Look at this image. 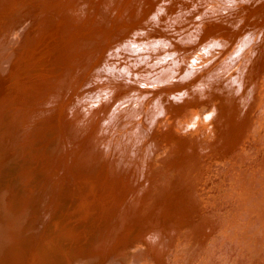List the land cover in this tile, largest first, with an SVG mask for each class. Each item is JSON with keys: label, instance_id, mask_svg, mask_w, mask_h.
Instances as JSON below:
<instances>
[{"label": "rangeland", "instance_id": "374dc122", "mask_svg": "<svg viewBox=\"0 0 264 264\" xmlns=\"http://www.w3.org/2000/svg\"><path fill=\"white\" fill-rule=\"evenodd\" d=\"M18 1L0 0V9H2L0 11L10 12L13 8L15 9ZM35 1L37 0H29L24 7L34 4ZM39 1L43 2L42 6L45 8H50L57 0H51L50 3L45 0ZM215 1L220 6L213 3ZM138 2L139 0H100L101 7H98L97 11L100 9L106 20H109L112 14L122 12L120 16L116 15L119 17L118 21L125 18L126 21L135 22L138 20L137 12L131 13L133 18H130L128 11ZM24 7L23 9H26ZM86 7L88 15L90 17L94 15L95 18L97 11L89 2L79 3L78 8L86 10ZM206 8L212 11L205 12ZM55 11L51 10L53 17ZM20 14L18 12V16L14 18H18ZM63 16L66 19L62 30L64 35L58 34L57 37L54 32L51 34L48 32L45 36L34 40V36L32 38L25 36L27 32L25 29L11 31L12 22L7 23L4 28L1 25L0 90L2 89L5 93L3 97L8 95L6 92L10 95L6 97L8 101L2 96L0 98V200L7 206L11 203V198H15L20 209L10 219L17 223L20 215L22 220L15 226L9 219L6 220L8 214L0 207V264L7 262L1 259L2 249L5 248L9 254L11 246L16 243L17 247L19 241H22L21 244L26 251H30L35 242H43L36 246L37 251L40 250L43 256L49 257L47 264H88L81 260L80 255L77 257L72 255L81 247L84 248L87 245L86 239L89 238L87 231L82 230L80 226L78 230L75 229V226L79 224L78 215H73L71 219L60 218L62 220L60 227L52 225L50 218L46 221L40 219L39 223L33 225L36 227L38 236L36 238L39 240L36 241L23 232L27 222L24 214L43 206V197L47 199V202L51 199L56 200L54 191L60 187L58 186L60 181H63V178L58 176V172L65 175L71 171L70 169L75 170L74 176L70 174L69 179L74 186L81 187L83 183L76 179L79 175L87 171H104L102 167L100 170L96 168L93 171L91 165L109 154L108 149L102 152L105 148H115L123 144V147L129 146L127 142L121 144L119 140L123 136L124 129H126L125 135L135 130L141 132L134 150L141 161H145V156L149 155L151 162H154L153 165L144 167L147 170L146 176L142 173H134L137 178L133 179V169L131 170L128 165L132 159L128 158L125 163L126 170L122 173L131 178V181L138 182L137 185L141 189L146 186L147 193L144 192V194L148 195V199L147 204H143L145 208L137 204V212L129 223L123 220L114 221L111 218L108 225L102 226L105 241L101 244H106V247L111 250L105 252L106 255L99 253L102 260L98 264H109L112 258L119 259L116 255L113 257V252H117L118 249L145 248L143 240H146L145 243L149 245L153 243L150 253L153 250L156 252L159 244L161 248L167 247L166 238L160 235V229L164 224L175 228L177 232V240L168 252L166 264H195L196 260L202 257L203 248L212 236L229 235L236 231L233 228L235 226L242 229L235 233V237L237 233L244 234L243 231L251 229H260L259 233L263 235L264 0H194L192 2L181 0V7L171 15L168 13L163 19L167 25H158L161 29L154 25L153 21L157 19L150 20L152 15L142 18L136 25L139 33L133 34L135 38L144 39V42L162 43L159 45L161 52L155 59L157 62L152 63L145 61L147 53H144V49L133 50L134 54L130 53L128 50L132 52L133 47L130 41H127L129 44H125L128 52L115 47L114 43L118 42H115L116 39L113 37L121 35L119 28L122 27L120 26L122 21L117 23L119 25L115 31H112L104 40L105 36L100 34L103 26L100 21L76 20L70 16L68 10L63 12ZM37 32L43 34L46 31L42 32L38 29ZM170 35L176 37L177 41H170ZM247 38H250L251 52L252 50L258 52L257 74L247 69L246 65L235 63L232 65L229 63V65L226 60L228 55L223 51L226 47L227 50L228 47L232 48L238 41L243 44ZM224 42H228L229 46L222 47ZM100 43L101 47L98 46ZM32 48L36 50L35 53ZM59 50H61L60 53ZM110 50L121 58L118 59V56L114 57L115 55L107 56ZM55 55H60L65 62L70 60L68 66L70 70L65 71L62 79L57 76L60 65L57 64L53 71L45 70L48 66L53 67L54 59L51 58ZM109 57H111L110 61ZM130 57L134 59L133 61L130 59L132 63L129 60ZM136 57L139 60L135 59ZM124 61L129 63L128 66L124 65ZM139 61H142L141 64L148 65V68L151 66L154 80H142V76L140 79L137 78L136 68L133 70L132 68H134L133 64ZM246 61H249V57ZM119 62L123 65H118ZM173 62L180 65L178 71ZM126 66L133 72H129L127 68L129 73L127 70L125 73ZM167 66L173 67V71L169 73V79L166 72L162 73ZM102 69L107 70L106 74ZM99 71L104 72L102 78L105 81L103 79L100 81L99 76H97L98 79L95 78ZM29 72L33 73L29 81L36 82L38 72L46 75L50 82L49 88H53L52 93L60 95L57 101L54 99L55 96L47 95L43 97L45 103L41 104V106L52 107L56 115L52 117L54 121L52 126L46 127L45 122H39L36 125L32 123L35 120L33 118L38 114L33 113L32 109L29 110V107L37 105L30 103L31 96L26 95L25 92L36 91L27 81L16 82L20 74L25 73L27 76ZM243 72L245 73L242 81L241 78L236 80V74L242 75ZM113 75L117 76L113 77ZM144 79L148 78L145 76ZM235 80L239 84L235 91L228 95L226 84H233L232 81ZM188 86L192 87L185 93L186 96L183 93L184 90H178L180 87L186 89ZM101 89L102 93H100ZM13 98L17 99L19 104L12 108L15 102L9 104V101ZM235 100L236 102L233 103ZM90 101L94 102L89 104ZM229 102L231 104H228ZM87 105H91L94 110L102 106L103 109L94 112L93 116L100 117V114L108 115L109 112L111 116L113 115L111 112L114 111L118 116L111 121L113 119L108 115L107 124L109 122L111 129L106 131L103 137L101 136L103 139H99L100 142L99 140L97 144L95 142L97 150L74 155L71 153L75 157V162H82L88 158L93 160L89 162V167L76 169L77 166L62 165L57 158L60 152L55 151L59 147L55 121L57 119L60 121L57 131L61 130L59 127L63 128L64 140L69 139L67 135L71 132L72 135L81 133L76 139L72 138L73 144L84 143L83 138L89 142L91 139L86 138L84 132L89 119L83 120L82 115L78 116L79 119L73 118L80 115L76 112V108L84 111ZM124 105L131 108L119 111ZM212 105L217 109L220 108L221 113L217 112L215 116L206 118L208 109ZM12 118L15 122L5 128ZM154 121L156 126H153ZM82 125L85 127L82 128ZM101 142L106 145L103 146ZM168 163L177 165L170 169L164 166L168 167ZM182 170L185 171L181 172ZM165 186L170 189L168 192L176 191L175 194L170 193L173 207L171 210L170 206L167 207L168 211L160 206L155 208L152 201L155 193L168 197L166 195L169 193L163 190ZM21 202L24 205H21ZM181 208L187 209L189 213L183 216L181 221H176V216H180L176 211ZM89 218H92V222L93 218L97 217L94 215ZM183 219L189 222L188 226L183 225ZM74 223L76 225L73 229L65 233L66 227ZM112 223L116 225L115 229ZM199 223L203 224L204 230L201 233L200 229L195 228ZM254 224L257 226L253 227ZM92 229L93 227L89 228V230ZM119 229V236L115 239ZM155 231L159 233V236L153 234ZM246 235L244 234V238ZM195 238L197 240H194ZM224 244L226 242L221 245ZM135 246L138 247L134 248ZM219 250L223 258L225 254L221 251L225 250ZM153 256L156 255H152L151 260ZM217 257L215 254L216 259L219 258ZM226 257L228 256L224 259ZM42 258L38 257L37 262L32 264H45L46 261Z\"/></svg>", "mask_w": 264, "mask_h": 264}, {"label": "bare ground", "instance_id": "6f19581e", "mask_svg": "<svg viewBox=\"0 0 264 264\" xmlns=\"http://www.w3.org/2000/svg\"><path fill=\"white\" fill-rule=\"evenodd\" d=\"M50 1L51 0H45V2H47V3H50ZM84 1L89 2V4L92 5V7H94L95 11H97L98 7H101L100 0H89V1L88 0H57L53 5L50 6V8L49 7L45 8L44 6H42L43 2H40L39 0L35 1V3L32 5H28L27 7H24V6H26V3L29 2V0H19L18 4H16V6H15V9L13 8L10 12L0 11V29H1V25H2V28H4L7 23L12 22L13 25L11 27V31H13V30L14 31H16V30L22 31L23 29H25V30H27V32L25 33V36L26 37L29 36L30 38H32L34 36V40L39 39L40 36H42V37L45 36L48 32H50V34L52 32H54L56 37L58 34H59V36H63L64 35L62 32L63 25L66 22L65 21L66 19L63 16V12L68 10L70 12V16H72L76 20H80V19L89 20V19H91L94 21L98 20V21H100V23H103L102 24L103 26L101 27L100 34H103L102 36H105L104 37V40H105L106 38L109 37V35L112 31H115L116 27L119 25L117 23L122 21L123 23L120 24V26H122V27L119 28V34H121V35H119V37H116V36L113 37L114 39H116V41L115 40H113V41L118 42V43H114V44H116L115 47H118V49L120 48L124 51H127L128 48L125 46V44H127L130 41V43H132L131 46H133L132 52L130 50H128V51L130 53L134 54L133 50L136 51L138 49H140V50L144 49L143 50L144 53H147V55L145 54V57H146L145 61H147V63H149V61H151L150 63H152V62H157L155 59H156V57L159 56V53L161 52V48L159 47V45L162 43L158 44V43H153L150 41L144 42V39L135 38V36L133 34L139 33L138 26H136V25L138 24L139 21H141L142 18H147L150 15H152V16H150L151 17L150 20L157 19V20L153 21V22H155L154 25H156V26L167 25V23L163 21L165 16L168 13H170V15H171L172 12L176 11V9L181 7V0H139L138 4L134 5L133 9L130 8L128 11L129 12L128 15L130 18H133V17H131V13L137 12L136 16H138V20L135 22H132L131 20L126 21L125 18H121L118 21L119 17H116V15L120 16L122 14V12H120L116 15L112 14V16L109 17V20H106L104 14L102 13V11H100V9L97 11V15L95 18H94V15L90 17L87 13V11H88L87 7H86V10H83L82 8H78L79 3H82ZM189 1L192 2L194 0H189ZM213 3L220 6V4L217 1H215ZM23 7L26 9H23ZM52 9L56 10L54 12V17L51 15ZM0 10H2V9H0ZM204 11L206 12V11H212V10L206 8ZM18 12L21 13L20 16L18 18H14V17L18 16ZM29 14H30V16H29ZM150 20L148 18L149 22H150ZM98 21H96V22H98ZM161 26H158L156 28L161 29ZM38 29L42 30V32L43 31H46V32H44L43 34L42 33L39 34V32H37ZM31 32H33V34ZM92 33H93V31H92ZM176 39H177L176 37L171 36V35L169 37V40L172 42L177 41ZM249 40H250V38H247L243 42V44L239 41L238 42L235 41L236 43H234L232 48L228 47L229 51L227 50V47L225 49H223V51L225 52V54L228 55L226 58V60L228 61V64L230 63L232 65L235 63V64H241L242 66L246 65L247 69H249L251 72L254 71L257 74V72H258L257 66L258 65L256 63V59H257L258 52H256V50H254V51L252 50V52H251L252 46H251V43L249 42ZM222 44H224L222 47H224L225 45L229 46L228 42H224ZM100 45H101V43L98 46L101 47ZM56 47H58L57 42H56ZM32 49L34 50V53H35L36 50L34 48H32ZM60 52H61V50H59V53ZM113 53L110 50V51H108L107 56L115 55L114 57L118 56V59L121 58V57H119L120 55L115 54V53L113 54ZM120 53H122V52L120 51ZM136 53H138V52H136ZM251 56H253V58H251ZM248 57H249V61H246V59ZM110 58L111 57H109V61H110ZM137 58L138 57H136L135 59H137ZM51 59H54V61H52V62H54L53 67L51 68L50 66H48L46 69L45 68L44 69L46 71H49V70L53 71L54 67L57 66V64L60 65V72L57 74V76L62 79V77L65 75V71L70 70V68H68V66L70 64V62H69L70 60H67L65 62L64 59L60 55L59 56L55 55V57H52ZM130 59L132 60L133 58L130 57L129 60ZM131 60H130V62L132 63V61L134 59L132 61ZM137 60H139V59H137ZM141 60H143V59H141ZM242 60L244 62H242ZM63 61H64V64H63ZM114 61H116V60H114ZM126 61L129 62L128 60H126ZM127 62H125L124 65L128 66L129 63L127 64ZM140 62H142V61H139V63H136L137 65L133 64L134 68H132V70L136 68L135 72L137 74V78L140 79V76H142V80H147V81L154 80V78L152 76L153 73L151 72V66L148 68L147 67L148 65H146L147 64L146 62H145L146 64H143V63L141 64ZM121 64L122 63H120L118 65H121ZM138 64H140V65H138ZM173 64H175V62H173ZM108 65H110L109 62H108ZM108 65H107V67H108ZM149 65H151V64H149ZM127 66L125 69V73H126V70H127V73L132 71ZM179 66L180 65H177V63L175 64V69L177 71L179 70L178 69ZM130 67H131V65H130ZM110 68H108V69H110ZM127 68L129 69V72H128ZM237 68H239V67H237ZM106 69H105V71H107ZM102 70L104 71V69H102ZM121 70H123V69H121ZM172 71H173V67L167 66L162 71V73L166 72L167 79H169V73ZM104 72L99 71L98 74L95 76V78H97V76H99V77H101L100 81H102V79H103L102 77L104 76L103 75ZM40 73L41 72L36 73V74H38L36 76L37 78H35L36 82L34 80L29 81L30 76L33 74L32 72H29V74L27 76L25 75V73L20 74L19 75L20 78H17L16 82L22 83L23 81L24 82L27 81L28 84H30V86L33 88V90L36 91V92H33V91L32 92H25L26 95L31 96L30 98L32 99V101L30 103H34L37 105L35 107H33V106L29 107V110L32 109L33 113L38 114V115H36V117L38 116V118L36 119V117H34L33 119H35V120L32 123L34 125H36V123L45 122V125L47 127L49 125L52 126L54 124L52 117L56 116V115H55L54 111H52V107L49 108L46 105L41 106V104L45 103V100L43 97H45L47 95H49V97H51V95H53V96H55L54 97L55 101H57L56 99L58 97H60V95L57 93H52L54 91H53V88H49L50 82L48 81V78L46 77V75H42ZM162 73H161V75H162ZM244 73L245 72H243L242 75L237 73L236 74V80H239L241 78V81H242V77H243ZM105 74H106V72H105ZM108 75H110V74H108ZM111 75H112V73H111ZM115 76H117V75H113V77H115ZM129 76H131V75L129 74ZM145 76L148 79H144ZM38 77H40V78H38ZM123 77H125V76H123ZM61 79H60V81H61ZM236 80L232 81V82H234L233 84L232 83L226 84V85H228L227 86L228 95H230V93L235 91L237 84H239ZM43 82H45V84ZM191 87L188 86V88H186V89H184V87H180L178 90H184L183 93L185 94L191 90ZM102 91L103 90L101 89L100 93H102ZM3 94H5V93L2 90L0 93V98ZM6 94H8V95H6V97L10 95L7 92H6ZM36 94H38L39 99H37L38 96H36ZM186 95L187 94H185V96ZM6 97L2 96L3 99L5 98V100L8 101L6 99ZM134 97H135V99H137L136 96H134ZM20 99H21V96H20ZM12 102H15L14 104H12V106H11L12 108L19 104V101L17 99H14V98L9 101V104ZM91 102H94V101H90L89 104H91ZM235 102H236V100L233 103H235ZM183 104H185V103H183ZM228 104H231V102H229ZM130 108H131L130 106L124 105V107L120 108L119 111H124L127 109L129 110ZM100 109H103L102 106L98 110H100ZM98 110H94V108L91 105H87L86 110H84V111L82 109L76 108V112L80 115H76L73 118L79 119L78 116L82 115V117L84 118L83 120L87 121L89 119V121H87V123H86V129L84 130V132L86 133L85 137L88 139H91V140H92V138L94 139V140H92V141L90 140L88 142L85 138H83L84 143H81L80 145L78 142L73 144L74 140L72 138L76 139L79 135H81V133H78L76 135H72V133L70 132V134L67 135V138L69 137V139L67 140L68 143L66 144L67 141L64 140V137H63V135L65 134V132L63 131V128L59 127L61 130L57 131V128H58V125L60 124V121H59V119H57L55 121L56 135L58 134L57 136L59 137V145H58L59 147L55 151H56V153L60 152V154L57 155V158L60 162H62L61 163L62 165H65V164L71 165V167L77 166L76 169L87 168L90 166L89 162L93 161L90 158H88L87 160H84L82 162H75V157L72 155L79 154V153H85L88 151L92 152L94 149L97 150V148L95 147L96 146L95 142L97 144L99 139H103L102 137L106 133V131L107 132L110 131L111 125L109 124V122L107 124V121H109V119L107 120V117L110 116V112L108 114L109 116L107 114H100V117H104L107 115L106 117L101 119L100 117H96L97 115L93 116L94 112H97ZM217 112L221 113L220 108L217 109L212 105L210 107V109H208V114L206 115V118H208L209 116H215ZM111 113H113V115H111L112 117L110 116V118H112L113 120H111V119L110 120L114 121L116 119V117L118 116L117 112L114 111ZM16 115H15V117H16ZM15 117H13V118H15ZM90 117L93 119L91 120ZM13 118L7 123L5 128H8L11 125V123L15 122V120H13ZM94 119H96V120H94ZM153 126H156L155 121L153 123ZM83 127H85V126L82 125V128ZM36 128H37V126H36ZM125 130L126 129H124L122 131L123 136L119 140H121L120 141L121 144L124 142H127V144H129L130 147L127 144H126L127 147H125V146L123 147V145H124L123 144L119 147L117 146L115 148H110V149L105 148L104 150H102V152H103V151L108 149L109 154H107L106 156H103L104 158L102 157L101 159H98V161L95 164L91 165V168L93 171H95L96 168H98L100 170V167H102V168H104V171H102V172L87 171L85 174L79 175L76 179L79 180L80 183H83L81 187L74 186L71 179H69V177L71 175L74 176L75 170L72 171V169H70L71 171L69 173H65V175L58 172V176L63 178V181H60V184H58V186H60V187H58L54 191V196H55L56 200L52 201V199H51V200H49V202H47V199L45 197H43V199H42V202L44 203L43 206L37 208L34 211L32 210V211L28 212L27 214L26 213L24 214V216L27 219V222L24 225V229H23L24 234L30 236L33 239H36V241H37L38 239L36 237H38V236H37V233L35 231L36 227H34L33 225L39 223L40 219H44L46 221L47 218H50L51 221L53 222L52 225L54 224V225H56L55 227H60L61 226L60 221H62L63 219H71V217L73 215H78V219H79L78 223L80 225L79 224L76 225V223H74L72 226L66 227L65 233L71 231V229H73V227L76 225L75 229L78 230V227L80 226L82 228V230H84L85 232L87 231L89 238L86 236L87 237V239H86L87 245L84 246V248L81 247L77 252H73L72 255L75 257L80 255L81 260H83L84 262H86L88 264H98L102 260L99 256V253H105V252L107 253L109 250H111V249L106 247L107 246L106 244H101L103 241H105L104 234H102V231H103L102 226L104 224L108 225L110 222L109 220L111 218L114 221L123 220L124 222L129 223L134 218V216H135L134 213L137 212V204L141 205V206H143V204L146 205L147 199H148V195H146V193H147L146 192V189H147L146 186H144L141 189L137 185L138 182L131 181V178L126 177V175H123L122 173L124 172V170H126L125 163L127 162L128 158L132 159L131 163L128 165H130L131 170L133 169L132 170V172H133L132 178L133 179L137 178L134 175V173H136V174L142 173L143 175L146 176L147 170H145L144 167L146 168L147 165H149V166L153 165L154 162H151V157L149 155L145 156V161L144 160L141 161L139 159V157L137 156L138 153L134 150V147L137 144L136 140H137V138H139L141 136V132L139 130H135L133 132H128L125 135ZM107 137H109V136H107ZM104 139L106 140L107 138H104ZM99 142H100V140H99ZM102 142H103V140H102ZM62 143H63V145H62ZM116 144H117V141H116ZM105 145H106V143L103 144V146H105ZM164 148H167V147H164ZM133 152L135 153V155ZM71 153H72V155H71ZM98 153H100V152H98ZM48 164L49 163H47V165ZM175 165H177V164L176 163H170L168 165V167H167V165H164V166H166V168L171 169ZM68 167L70 168V166H68ZM185 168L186 167H184V169ZM31 171H33V170H31ZM183 171H185V170H182L181 172H183ZM31 173H33V172H31ZM173 178H174V176H173ZM29 179L31 180V178H29ZM82 179H83V182H81ZM134 185H136V186H134ZM132 186H134V187H132ZM165 187L166 188L163 190H166L167 192L170 191V189L167 186H165ZM148 190L150 191V189H148ZM144 192H146V193L144 194ZM168 193L169 194L166 195L168 197H163L164 194H157V193L154 194L152 201H153V205L156 206L155 208L160 206L165 211H168L166 208L170 206V210H171V208L173 207L171 194L172 193L175 194L176 191L168 192ZM174 197H175V195H174ZM174 201L176 202V199ZM21 205H24V203L21 202ZM0 207L4 212H6L8 214L7 215L8 218H6V220L9 219L15 226L18 225V221L22 220V217L20 215L18 217L17 223L13 219H10L14 215H16V212H18V210L20 209L19 204H16V202H15V198H11V203H9L7 206L0 200ZM147 210H149V209H147ZM186 210L184 208H181V209H178L176 211L180 215V216H176V218H177L176 221H181L183 216L188 215L189 212L187 213ZM34 214L36 217L34 216ZM94 215L97 218H93V221L91 222L92 218H89V217L94 216ZM67 216H69V218ZM65 217H67V218H65ZM237 217H238V215L236 216V219H237ZM60 218H62V220ZM71 223H73V221H71ZM182 223L184 226H188L189 222L185 221L183 219ZM121 226H122V222H121ZM189 226H190V224H189ZM252 226L256 227L257 225L254 224ZM92 227H93V229L89 230V228H92ZM112 227H114L113 229H115L116 225L112 223ZM195 228L200 229V233L204 230L202 223L197 224ZM233 228L236 231L231 232L229 235H226V236L221 235L219 237H215V235L212 236L208 240L206 247L203 248L202 257L198 261L196 260L195 264H264V233H263V235L261 233H259L260 229H258V230L251 229L248 231H243L244 234H247L246 238H244L243 233L242 234L237 233V237H235V233L239 230H242V229H240L237 226H235ZM118 232H120V229L116 232L115 239H116V237L119 236ZM153 234L156 236H159V233L157 231L153 232ZM176 234H177V232L175 231V228H173L171 226H166L164 224L162 229H160V235H161V237L166 238L165 241L167 242L166 243L167 247L161 248V245L159 244L156 247L157 251L154 252V250H153L150 253V251L153 247V243L149 245L148 243H145L146 240H143L144 245L146 246L145 248L142 247V249H136V250H131L128 248L118 249L117 252H113L114 253L113 257H114V255H116L117 257H119V259L112 258L110 260L109 264H154V263L155 264H166V263H168L166 260V257L169 254L168 252H169L170 248H172V246L175 244V240H177ZM85 235H86V233H85ZM234 237H235V239L230 241ZM213 238H214V241H213ZM250 238L252 239L251 241H250ZM194 240H197V238H195ZM201 241H203V238H201ZM201 241H200V243H201ZM21 242L22 241H19L17 243V247H16V243H14V245L11 246L12 251L10 250L11 252L9 251V254L7 253V250L5 248L2 249L1 259L3 261L7 260V262L4 261V264H30V263L32 264L34 262H37V259L40 256L45 259V261H46L45 264H47V262H49V257H47V255L43 256V253H41L40 250L37 251L36 245L40 244V243L43 244V242H41V241L35 242V244H33V247H31L30 251H26L24 246L21 244ZM223 242H226V244L221 245ZM136 247H138V246H135L134 248H136ZM225 247H227V249ZM219 249H224L225 251H221V252H224V254H225L224 257L225 256H228V257H226L225 259H224V257L222 258L221 257L222 253L220 254ZM38 252H40V253L38 254ZM106 253H105V255H106ZM215 254L219 257V258L217 257L218 259L215 258ZM152 255H156L155 257L153 256V260H151ZM42 259H41V262L43 261ZM78 260L80 261V259H77V261Z\"/></svg>", "mask_w": 264, "mask_h": 264}]
</instances>
